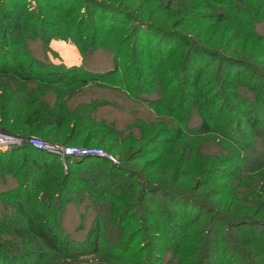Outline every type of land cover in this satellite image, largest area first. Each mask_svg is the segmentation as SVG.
Listing matches in <instances>:
<instances>
[{
  "label": "trees",
  "instance_id": "1",
  "mask_svg": "<svg viewBox=\"0 0 264 264\" xmlns=\"http://www.w3.org/2000/svg\"><path fill=\"white\" fill-rule=\"evenodd\" d=\"M36 1L42 6L39 11L29 10L25 0L0 2V126L19 134L50 137L64 146H72L70 142L85 144L94 138L101 141L108 138L109 148L126 150L125 161L129 166L135 159L153 156L149 169H163L168 177L170 169L172 176L177 170L174 161L171 167L173 159L176 158L180 167L185 161V154L178 160L176 152L175 142L182 137L181 133L213 134L231 143L234 147L231 153L239 157L252 147L240 127L264 132V73L257 68L259 66L251 64L253 59L221 57L195 43H184L183 36L163 29L160 21L154 25L140 20L130 7L124 10L120 0ZM203 1L206 7L215 6L226 14L227 26L235 28L241 42L258 41L264 52V37L260 39L255 32V25L264 23V0ZM148 5L143 3L142 8L147 10ZM198 17L203 21V31L212 28L217 34L215 25L209 22L210 17L201 14ZM35 40L44 52L51 40L72 42L86 55L99 50L109 58L110 66L96 71L85 68L84 62L80 67L67 68L47 58L38 61L25 48L28 41ZM83 45L84 50L80 47ZM85 45L89 47L85 49ZM85 57L87 59L84 54L83 59ZM86 89L88 93H84ZM56 90L65 91L70 97L63 105L58 100L57 104H50L44 98L53 96ZM154 93L159 97L150 98ZM79 95L82 100L76 102ZM58 97L62 96L58 94ZM123 107L135 108L142 114H146L148 108L165 120L163 124L159 120L151 124L137 120L139 136L128 134L126 137L114 120L101 115L106 112L104 115L108 116L106 110L119 114ZM98 114L102 117L98 118ZM193 114L198 124L189 128ZM173 124H177L175 128ZM121 134L125 138L121 139ZM57 160L58 157L29 145L0 152V199L12 203L22 220L14 235L24 244L37 243L39 249L44 250L37 258L12 251L0 243V264H31V260L53 256L74 259L101 254L103 250L112 260L121 258L120 261L134 264L132 259L136 254L131 247L137 236L124 231L142 229L145 224H134L133 211L140 213L148 228L166 240L159 248L173 256L184 253L191 244L193 259L187 264H264V221L253 219L264 213V186L249 191L243 206L232 205L230 201L236 202L234 198L229 202L221 200L219 212L226 211L230 218L218 217V210H209L208 205L185 188L176 189V182L157 180L158 185L153 184L149 179L152 174L146 169L140 172L131 166L133 172H128L105 158L68 157L65 173L61 165L58 169L51 164L52 161L59 163ZM224 160L217 163L211 160L212 165H216L212 169L198 168L187 183L191 184L194 177H199V187L205 185L207 179H223L229 183L226 188L239 177L245 182L246 173L240 175L241 162L237 161L236 170L229 172L222 168L223 164L220 166ZM249 164V168L254 167L257 161H249ZM186 168L184 162L175 174V181L181 175L184 178ZM39 194L54 197L56 204L46 210L33 207ZM148 195L152 197L151 213L143 210ZM213 195L220 197L217 193L210 197ZM84 201L92 205V209L108 206L113 216L111 224L122 237L115 247L104 241L102 249L101 219L78 244H74L68 234L60 237L54 229L57 223L52 218L46 219L51 212L60 217L68 203L87 207ZM199 215L207 216V222H202L204 230L191 234L190 229L199 223L196 219L201 220ZM216 227L220 241L215 239L213 229ZM62 232L66 233L63 229ZM142 240L147 241L144 248L148 253L147 264H155L156 239L149 236V240L146 237ZM218 243H222L223 248Z\"/></svg>",
  "mask_w": 264,
  "mask_h": 264
},
{
  "label": "rangeland",
  "instance_id": "2",
  "mask_svg": "<svg viewBox=\"0 0 264 264\" xmlns=\"http://www.w3.org/2000/svg\"><path fill=\"white\" fill-rule=\"evenodd\" d=\"M4 1L5 0H0L1 3ZM102 1L113 2L111 0ZM120 1V3L122 4L121 6L124 7V10H126L127 7H130L132 8V10H135V15L139 17L140 20H148L154 25H158L157 21H160L163 24V29L173 31V33L179 36H183V39L185 40L184 43H195L196 45L205 48L207 51L217 53L221 57L235 58L240 56L241 58H251L253 59V61L250 60L252 62L251 64L255 65L256 67L259 66L257 68L262 73H264V52L262 51V46L257 43L258 41H249L245 39V42H241V38L238 37V33L235 28L227 26L229 21L226 14L217 7H206L207 4L203 0ZM25 2H27L29 10L39 11L42 8V6H40L36 0H25ZM115 3L120 4L118 2ZM143 3L149 4L148 9L146 8L147 10L142 8ZM199 14H201L202 17H210L209 22L210 24L215 25V31L217 32V34L214 33V30L212 28H208V31H203V21H201V19L198 17ZM213 20L214 22H212ZM255 28L256 34L259 36L260 39H262V37H264V23L256 24ZM80 47L84 50V45ZM88 47L89 45H85V49H87ZM25 48L27 49L29 54H31L34 59L38 61L47 58L51 62L57 65H64L67 68L80 67L82 66L83 62L85 64V68L95 69L96 71H102L110 66L109 58L106 56L105 53H101L99 50H97L94 54L87 53L86 55V53L81 52V49L72 42L62 40H51L46 47V51L44 52L43 50L45 49H42V45L35 40L33 43L28 41L27 47ZM84 54L85 56H87V59L86 57L83 59ZM84 93H88V90H84ZM55 94H53V96L50 94L49 97L46 95L44 96V98L48 100L50 104H57L58 102L55 101L58 100L61 105L64 104V101H66V99L70 98L67 97L65 91L56 90ZM58 94L62 96L60 99L58 97ZM96 96L100 97L101 99L107 100L108 102L112 101V99L109 97L107 99V97L102 95ZM158 97L159 94L154 93L150 98L156 99ZM79 100H82L81 95L77 97L76 102H79ZM128 110L123 107L122 112L120 111L121 113L119 114L117 113V111L116 113H114L109 112V110H106L108 116L104 115V113L106 112L101 113V115L105 117V119L114 120L116 122V126L122 129L124 136L128 134L131 136H139V128L137 126V123L135 122L137 120H143L149 124H151L155 120H159V122L163 124L162 122H164L165 120V118H158L154 114V112L152 113L148 108L146 114H142L140 111H137L135 110V108L132 107H130ZM101 115L98 114L97 117L101 118ZM197 124L198 121L195 118V114H193V117L190 123L188 124V127L193 128L197 126ZM176 125L173 124L174 128ZM240 128L241 132H243L244 136L252 144V147L251 151H247L246 153L242 152V155L239 157H236V155L234 156L233 153H231L234 151V147L231 143H228L224 139H219L213 134L201 136L196 133H185L186 135L181 133L182 137L175 142V145L177 146L176 152H178L177 158L179 160V157H181V155L183 156L184 153V162L188 168L185 169L186 171L183 169V172L185 171L183 175L184 178H182L181 175V178L177 181H175V174L180 171V168L182 167V164L184 162L182 161L180 167L179 163L175 161L176 158L175 160L173 159L171 162L172 168L174 167V164L176 166V173L172 176V170L170 169L171 173H169V177L164 173L163 169H149L148 165H151L150 160L155 158L153 156L147 157L145 159H135V161H133L130 165L134 166L140 172L141 170L146 169V172L152 174V177L149 179L152 180L153 184L158 185L157 180L176 182V189L183 191L185 188L187 192L194 193L198 197V199H200V201H203L206 205H208L209 210H218L217 212L220 214L218 215V217L226 216L230 218L226 215V211L219 212L220 206L218 205L221 203V200L229 202L231 198H234L236 202L230 201L232 205L243 206L247 201L246 195L249 191L254 190V188L256 187L259 188V186H264V132L260 133L259 131L255 130L248 131L246 129L247 127ZM0 131L10 136H18L21 138L33 136L49 144H63L58 141H55V139L43 135L38 136L32 134H19L13 131H9L3 126H0ZM123 135L121 136V139L125 138ZM100 141L101 140L99 138H94L86 142L85 144L81 142H70L68 144L72 145L73 147H94L102 149L108 154L118 158L120 163L126 164L125 158L127 157V154L124 148H109L110 139L108 138H104L103 141ZM24 145L25 144L7 149H5V146H1L2 150L0 149V152L5 153L11 150L18 149ZM41 152L49 154L44 151ZM233 158H239L237 159V161L241 162V164L239 165V169L241 170L240 175L244 174V172L246 173L245 177L247 179L245 182L240 179L241 177H239L238 179L232 182L230 181L229 187L226 188V185H228L229 183L224 182L223 179H207L205 185L199 187L201 185L200 182L197 183L199 177H194L191 178V184L187 183L189 181V176H193V173L198 170V168L205 170L212 169L214 166H216L214 164L212 165L211 160H213L214 163H217V160L221 161L225 159L223 163H220V166L223 164L222 168L228 170L229 172H231V170L235 171L236 165L238 163L237 161H233ZM58 159L59 161L57 160V162L59 163L52 161L51 164H53L58 169H61L62 167L61 170L66 173V158L62 159V157H58ZM255 160L257 161V165L249 168V161L253 162ZM126 165L129 166L128 164ZM131 166L129 167L131 168ZM128 172H133V169L132 171ZM33 177L37 178V175L33 174ZM38 178L41 179V176L39 175ZM2 184L4 185L5 181L2 182ZM55 191L56 190L53 191L54 195ZM216 193L219 194L220 197L214 195V197H210L211 194ZM74 194L76 193L74 192ZM151 198L152 197L150 195L146 196L145 203L143 204V210L149 213L153 211V206L151 205L150 201L152 200ZM36 201L37 203L33 201V207L40 206L39 209L43 210H46L47 207L51 209L53 207V204H56V200L54 197H44L40 194L37 196ZM84 204H87V207L83 206V204L74 205L73 203H68L67 205H65L63 212L60 213V217L53 215L54 213L51 212L46 217V219L52 218L53 221L57 223V226H55V228L53 227L55 229V232H57L60 237H65V235L67 236L68 234L70 240L71 238L73 239L74 244H78L84 241L87 231L94 225V223L98 219H101L104 227L103 233L101 234V247L102 249L104 248V241L107 242L109 246L115 247V243L118 241L119 237H122L120 231L111 224L113 221V216L110 214V211H108V206L104 207V209L95 206L96 209H92L90 207L92 205H89L87 201H84ZM132 215L134 224H138L139 222V226L145 224V228L139 229L138 227H136L133 228L131 232L124 231L126 233L136 234L137 236L136 241L131 247L132 252H135L136 254V256H133L132 259L134 264H147L146 257L148 253L145 251V247H147V241L142 240V237H146V240H149V236L154 240L156 239V241H154V248H156L154 250V254L157 258V262L155 264H165L167 262H170L171 264H187V262H192L191 260L193 259V257L191 256V244L187 246V250L184 253H181L180 255L175 254L173 256L172 254H170V252H168V250L164 248H159L162 244L166 243V240L163 237L159 238L158 233H154L148 228V223L143 220L144 218L141 217L140 213L133 211ZM198 217H200L201 220H199L198 218L196 219L199 221V223H197L194 228L190 229L191 234L196 233L195 230H197L198 233H201L204 230V225L202 224V222H207V216L202 217L201 215H199ZM19 219L20 218H18L16 214L14 205L12 203L8 204V202H5L3 199H0V225L2 226V228H0V243L4 244L5 248H9L12 251L14 250L19 253L24 252L25 254L36 255L37 258L40 257L44 250H40L39 245L37 243L30 242L28 244H24V242L21 241L18 236L14 235V232L19 228L20 223L22 221ZM253 219L264 221V213L253 217ZM152 224L154 225L153 222ZM62 229L66 232L65 234L62 232ZM218 230V227H216V229H213L215 233V239L217 241H220L222 238L221 235H217L219 233ZM144 233L147 235L144 236ZM126 237L129 236L127 235ZM218 245L223 248L222 243H218ZM157 249H160V251ZM120 260L121 258L118 261L110 259L106 256V253L103 250L101 254L86 256L84 255L74 259H62L53 256L48 257L46 259L43 258L38 261L31 260L30 262L31 264H127L124 260Z\"/></svg>",
  "mask_w": 264,
  "mask_h": 264
},
{
  "label": "built area",
  "instance_id": "3",
  "mask_svg": "<svg viewBox=\"0 0 264 264\" xmlns=\"http://www.w3.org/2000/svg\"><path fill=\"white\" fill-rule=\"evenodd\" d=\"M29 145L39 151H44L54 156L82 158V157H99L111 161L113 164L118 165L119 159L115 156L108 154L106 151L94 147H73L64 146L60 144H49L37 139L36 137L21 138L18 136H10L0 131V149L5 146V149L19 145ZM4 151V150H3Z\"/></svg>",
  "mask_w": 264,
  "mask_h": 264
},
{
  "label": "water",
  "instance_id": "4",
  "mask_svg": "<svg viewBox=\"0 0 264 264\" xmlns=\"http://www.w3.org/2000/svg\"><path fill=\"white\" fill-rule=\"evenodd\" d=\"M117 167H119L121 169H124L126 171H132V169L129 166H127L126 164H124V163L118 164Z\"/></svg>",
  "mask_w": 264,
  "mask_h": 264
}]
</instances>
